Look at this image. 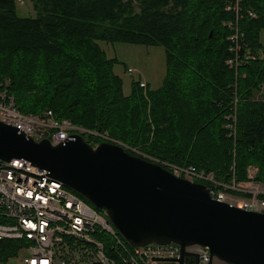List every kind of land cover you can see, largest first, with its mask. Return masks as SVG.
I'll list each match as a JSON object with an SVG mask.
<instances>
[{"label":"trees","instance_id":"1","mask_svg":"<svg viewBox=\"0 0 264 264\" xmlns=\"http://www.w3.org/2000/svg\"><path fill=\"white\" fill-rule=\"evenodd\" d=\"M31 2L34 16H19L15 0H0V79L21 112L50 109L163 167L194 166L227 182L254 165L264 179V0H240L237 19L225 9L232 0ZM229 22L239 32L236 69L226 64ZM99 41L162 46L161 85L132 80L125 95L118 60ZM234 99L233 136L225 125Z\"/></svg>","mask_w":264,"mask_h":264},{"label":"built area","instance_id":"2","mask_svg":"<svg viewBox=\"0 0 264 264\" xmlns=\"http://www.w3.org/2000/svg\"><path fill=\"white\" fill-rule=\"evenodd\" d=\"M15 1L22 4L25 0ZM239 1L232 0L225 8L235 13L236 19ZM248 14L255 16L252 11ZM228 26L232 31L228 39L234 57L226 64L236 69L241 63L239 32L236 24L229 22ZM139 82L145 88V82ZM8 84L7 79H0V122L15 127L34 141L48 140L56 145L75 134L85 135L91 145H95L94 137L113 141L106 133L74 125L50 109L40 113L21 112L8 92ZM259 96L256 94L255 98ZM236 101L234 99L225 125L233 136ZM165 165L177 177L204 184L217 201L245 211L264 213V179L257 178L258 170L254 165L247 166L243 180H238L232 170L227 182L194 166ZM183 251L181 264L210 262L207 246L186 245ZM13 258L18 260L17 264H180L181 247L175 243L133 247L121 237L104 210L81 199L51 177L47 170L25 159L6 161L0 157V264H8Z\"/></svg>","mask_w":264,"mask_h":264},{"label":"water","instance_id":"3","mask_svg":"<svg viewBox=\"0 0 264 264\" xmlns=\"http://www.w3.org/2000/svg\"><path fill=\"white\" fill-rule=\"evenodd\" d=\"M211 34V32H210ZM0 157L25 159L104 210L133 247L150 243L201 244L226 264H264V213L211 197L207 187L173 175L162 165L103 140L79 135L52 145L0 122Z\"/></svg>","mask_w":264,"mask_h":264},{"label":"rangeland","instance_id":"4","mask_svg":"<svg viewBox=\"0 0 264 264\" xmlns=\"http://www.w3.org/2000/svg\"><path fill=\"white\" fill-rule=\"evenodd\" d=\"M32 6L31 0H25L22 4L16 3V12L19 16H34ZM260 41L262 49H260L259 54L261 57H264V29L261 31ZM99 45L105 51L107 57H115L118 60L113 66V71L121 77L125 95L130 92L132 80H145L148 82L150 89H156L161 85L166 68L165 53L162 46H146L120 42L109 43L104 41H99ZM127 69H131L133 72L129 73ZM20 255L23 254L21 253ZM17 262L18 260L13 258L8 264H17ZM212 264L226 263L213 258Z\"/></svg>","mask_w":264,"mask_h":264},{"label":"crops","instance_id":"5","mask_svg":"<svg viewBox=\"0 0 264 264\" xmlns=\"http://www.w3.org/2000/svg\"><path fill=\"white\" fill-rule=\"evenodd\" d=\"M144 82H145V84H148V82H147V81H145V80H144Z\"/></svg>","mask_w":264,"mask_h":264}]
</instances>
